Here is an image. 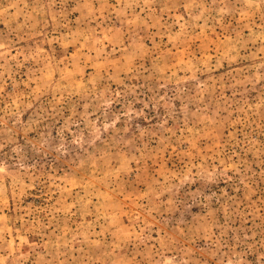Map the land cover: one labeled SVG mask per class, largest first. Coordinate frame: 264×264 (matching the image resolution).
<instances>
[{"label":"rangeland","instance_id":"374dc122","mask_svg":"<svg viewBox=\"0 0 264 264\" xmlns=\"http://www.w3.org/2000/svg\"><path fill=\"white\" fill-rule=\"evenodd\" d=\"M0 264H264V0H0Z\"/></svg>","mask_w":264,"mask_h":264}]
</instances>
